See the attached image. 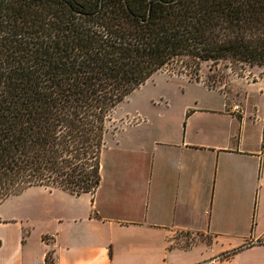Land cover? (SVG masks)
Segmentation results:
<instances>
[{"label":"crops","instance_id":"obj_1","mask_svg":"<svg viewBox=\"0 0 264 264\" xmlns=\"http://www.w3.org/2000/svg\"><path fill=\"white\" fill-rule=\"evenodd\" d=\"M170 78L182 96L120 113L94 193L38 187L4 207L0 264H264V92L249 109L232 92Z\"/></svg>","mask_w":264,"mask_h":264},{"label":"trees","instance_id":"obj_2","mask_svg":"<svg viewBox=\"0 0 264 264\" xmlns=\"http://www.w3.org/2000/svg\"><path fill=\"white\" fill-rule=\"evenodd\" d=\"M222 60L264 69V0H0V205L94 193L115 111L180 61L200 82Z\"/></svg>","mask_w":264,"mask_h":264},{"label":"rangeland","instance_id":"obj_3","mask_svg":"<svg viewBox=\"0 0 264 264\" xmlns=\"http://www.w3.org/2000/svg\"><path fill=\"white\" fill-rule=\"evenodd\" d=\"M187 62L188 60H186V63ZM193 71V80L198 78L200 82L205 83L210 88L222 89L229 93L232 92L231 95L234 100L239 101L241 99L247 98V105L249 109H252L253 103H255L253 94H256L259 91L264 92V69L251 68L247 66L241 67L240 65H236L231 61L222 60L215 63H201L199 69ZM179 72L183 73L179 74ZM173 73L176 75H173ZM186 73L189 74V68L185 69L180 61L176 64V67L173 66V68L168 69V71L166 70L155 74L145 83V85L136 90L118 108L119 116L117 120H115L114 126L117 128L123 127L125 120H121L122 116L120 113L133 112L134 109L140 106L142 100L146 98L156 96V99L160 100L163 94H168L170 97H173L177 94L182 96V93L187 91L186 90L184 92V89L180 88V84L184 83L180 80H172L173 78L171 79L170 75L182 76L181 74L185 75ZM190 73H192V71H190ZM179 95L178 97H181ZM38 187L39 186L26 188L19 194L9 197L4 203L0 205V212L4 211V207L20 203L25 199V197H30V195H27L29 193L28 191H33L34 189V191H36ZM188 235L189 234L181 233L178 235V237L184 238ZM187 241V243L181 242L179 245L187 246L190 244L188 239Z\"/></svg>","mask_w":264,"mask_h":264},{"label":"built area","instance_id":"obj_4","mask_svg":"<svg viewBox=\"0 0 264 264\" xmlns=\"http://www.w3.org/2000/svg\"><path fill=\"white\" fill-rule=\"evenodd\" d=\"M232 112L235 114H240L242 112V107L241 105L237 104L235 106L232 107ZM217 261V258L214 259L213 261L209 262V263H205V264H212L213 262Z\"/></svg>","mask_w":264,"mask_h":264}]
</instances>
